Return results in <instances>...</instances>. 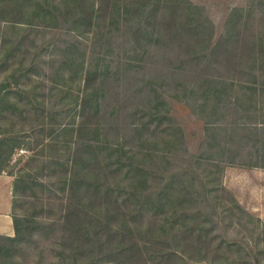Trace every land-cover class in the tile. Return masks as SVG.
I'll list each match as a JSON object with an SVG mask.
<instances>
[{"label":"rangeland","instance_id":"rangeland-1","mask_svg":"<svg viewBox=\"0 0 264 264\" xmlns=\"http://www.w3.org/2000/svg\"><path fill=\"white\" fill-rule=\"evenodd\" d=\"M110 1L67 0L76 10L73 16L68 14V20H88L79 7L94 5L90 25L81 21L77 31L67 28L64 15L50 26L42 17H34L33 23L10 21L24 18L14 11L17 6L28 10L38 5L63 6L65 0H0V135L18 141L8 160L0 163V213L5 214L0 236L14 234L15 213H34L45 223L50 221L44 226L50 227L51 234H36L35 244L25 248L27 254L16 251V258L17 264H53L62 247L54 240L77 203L68 188L60 187L61 164L69 151H85L90 139H98L137 155L141 148L146 151L158 140L161 143L172 122L180 128L181 140L170 147V157L166 161L142 157L133 162L149 170L146 191H156L172 177L194 175L192 189L185 187L180 193L188 195L178 204L179 222L173 223L180 232L172 238L139 231L126 239L125 248L137 251L136 264H175L181 259L197 260L196 264H264V154H260L264 152L260 149L264 142V0H190L201 5L209 18L205 31L176 32L177 20H156L157 38L148 42L139 38L133 45L136 51L119 54L129 44L120 38L105 72L89 80L71 78V72L61 68L60 48L74 42L86 57L85 65L94 61L92 49H99L94 32L103 27ZM144 21L135 24L137 34ZM149 21L147 27H155L154 20ZM206 31L207 47L199 51L200 36ZM62 73L65 80L59 77ZM206 77L233 83L223 92L226 100L217 103L221 108L215 114L200 109L204 107L200 103L207 101L202 94ZM86 87L97 89L99 111L87 102ZM187 88L195 95H187ZM215 101L210 98L206 103L211 106ZM241 101L244 106H238ZM206 118L214 120L212 125L231 127L236 122L242 127H236L238 136L233 141L227 140V133H217L218 146ZM95 123L101 129L98 138ZM104 152H99L101 157ZM257 161L258 166L247 164ZM99 174L106 175L101 170ZM129 203H113L110 220L116 221ZM86 210L92 209L87 206ZM142 213L137 219L140 226L153 222L154 229L163 218L149 207ZM103 217L97 226L102 227ZM105 241L103 237L100 249L106 250ZM123 259L120 263L127 264Z\"/></svg>","mask_w":264,"mask_h":264},{"label":"trees","instance_id":"trees-1","mask_svg":"<svg viewBox=\"0 0 264 264\" xmlns=\"http://www.w3.org/2000/svg\"><path fill=\"white\" fill-rule=\"evenodd\" d=\"M65 2L63 6L54 4L42 8V6L38 5V8L34 9L31 7L29 10L21 9L17 6V9L14 11L18 10L21 12L24 18H21L23 20L18 18V20L10 21L33 23L32 19L34 17H42L44 20L41 21L50 26L56 24L58 18L64 15L65 20L63 21L65 23L69 22L67 28L70 30L75 29L79 31L81 21H88L90 25V19L95 14L94 5L88 9L79 7L82 16L88 20H68V14L73 16L76 10L72 9L73 7L67 3V0ZM70 7L73 11H70ZM7 13L11 14L12 11L7 10ZM8 14L7 17H9ZM165 18L177 20L176 32H187L189 30L191 32H196L197 30L205 31V24L209 22V18L205 15L203 7L190 0H111L105 9L104 20L106 21H104L103 27L94 32L95 36L93 40H95L94 43L99 47L97 51L92 49L93 55L91 53V59H94V61H87L85 65L84 60H86V57L84 53L76 43L71 42L65 47L60 48L62 55L61 68L70 71L72 74L71 78L78 76L80 79L85 77L89 80L93 75L99 74V71L105 72L107 70L109 55L110 58L115 55L114 50L119 43L117 40L122 38V41L129 43L126 44L128 46H124L119 50V54H123L128 49L136 51L137 48L133 45L139 43V38L149 41L159 36L158 33L156 34V20H164ZM148 20H154L152 24L155 27L148 28L147 26L150 25V21L148 22ZM142 21H144V26L141 32L137 34L134 30L135 24H139ZM145 23L148 24L145 25ZM226 24H229V20L226 21ZM201 26H203L202 29H199ZM226 30L229 32V28H226ZM203 33L204 35L200 36L199 40V51L207 47L205 43H207L209 33ZM80 34L83 35L84 30ZM142 51H145L144 47H142ZM125 57L129 59L127 55ZM128 65L130 66L128 70H131L130 61ZM103 75L105 76V74ZM261 75V80L264 81V68ZM59 77L63 80V73L62 75L59 74ZM203 82L205 83V87L202 90V94L205 100H207L206 102H209L210 98H214L216 101L211 106L206 102L200 103V105L204 106L200 109L210 114L218 113L221 105H217V103L226 100L223 97V92L233 83L220 78L209 77H206ZM217 84L220 85L218 86ZM187 89V95H195L194 90ZM85 91L87 102L94 106V110L97 109L96 111H99L101 99L96 95L97 89L95 87H86ZM252 99L254 98L250 100L252 101ZM242 105L244 106L245 102L242 103L241 101L238 104V106ZM169 123L171 125L165 128L166 130L169 129L168 134L161 139V143L158 140L157 144L151 148H146V151L145 148H141L137 155L131 152L126 154L123 150L113 148L110 144H104L98 139H90L87 142V147H85L87 149L85 151H82V148H77L72 152L69 151L68 157L61 164L63 169L60 178L63 181H61L60 187L61 189L68 188L69 192L76 196L77 203L72 206L73 210L66 215L60 237L54 240L61 243L62 247H60L56 254L57 260L53 264H121L120 261L123 258L127 264H136L134 255L137 251L125 248L126 239H130L133 233L137 235L139 231H146L149 234L156 233L158 236L161 234L166 235V237L170 235L172 238L177 236L180 228L179 226L173 228V223L179 222L177 216L179 215L178 204H182V201L188 198V195H181L180 193L183 192L182 190L185 187L189 190L192 189L194 175L189 174L187 177L182 176L179 179L172 177L167 183L159 185L156 191H146L147 187L145 185L149 170L143 164L133 162V160H140L142 157H151L152 161H166L170 157V147L181 140V132H179L180 128L178 126L172 122ZM205 123L208 129H214L212 139L215 140L218 146L219 142H216L217 133L225 132L228 134L227 140L233 141L238 136L236 127H242L240 124L237 125L236 122L231 127H223L220 123L212 125L214 124V120L210 118H206ZM93 128L95 129L94 136L98 138V133L101 130L99 124L95 123ZM253 128H250V133L256 135L257 132L253 131ZM247 136L246 134L241 135L243 138ZM17 144L18 141L14 137L0 135V163L6 161L5 159L8 160L11 150ZM68 144L70 145V143ZM221 148L223 150V147ZM103 149L105 152L101 157L99 152ZM260 149H264V142L261 144ZM260 154H264V152ZM126 156L129 158L128 161L124 158ZM247 164L249 166L259 165L258 161ZM101 165H103V169ZM100 170L106 173V175L101 176L99 174ZM67 172L68 174H66ZM120 173L121 175H119ZM124 178H126L125 181ZM19 179L15 180V186H18ZM23 185H27V183L24 182ZM185 193H189V191ZM121 195L122 198L120 197ZM177 195H181V197H177ZM96 199H98V204L95 202ZM122 201H129L130 208L119 213L121 216L112 222L110 220L113 213L112 204ZM84 203L87 204L84 206ZM87 206L91 207L92 210L85 211ZM148 207L155 213L161 212L163 216V218L160 217L161 222L158 225L156 224L157 227L154 229L152 228L155 225L153 222H149L148 225H141L142 227L137 223V219H140L143 209ZM100 215L105 217L104 221L102 220L101 222L102 227L104 226L105 228V232H103L102 227L97 226L98 224L100 225ZM12 218L14 234H2L3 236H0V239L2 238L0 240V264H17L16 251H21V254H27L25 248L28 249L30 248L29 246L35 244L33 243L37 240L35 239V235L43 233L42 231H47L48 233L50 227L45 226L51 225L50 221L45 223L40 218H36L34 213H15ZM101 229L103 233H100ZM45 235L47 236V234ZM103 237L106 238V250L100 249ZM174 261L176 262H174L175 264H196L195 261L197 260L189 261L181 259L180 261Z\"/></svg>","mask_w":264,"mask_h":264},{"label":"crops","instance_id":"crops-1","mask_svg":"<svg viewBox=\"0 0 264 264\" xmlns=\"http://www.w3.org/2000/svg\"><path fill=\"white\" fill-rule=\"evenodd\" d=\"M1 215H2V214L0 213V229H2V228H1V224H2L1 222L5 220V218H4L5 214H4L3 216H1ZM2 231H3V230H2ZM0 232H1V230H0Z\"/></svg>","mask_w":264,"mask_h":264}]
</instances>
